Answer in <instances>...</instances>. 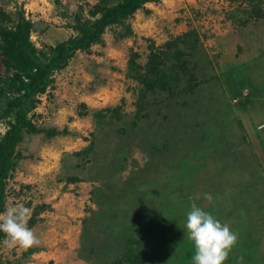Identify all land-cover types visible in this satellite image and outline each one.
Returning <instances> with one entry per match:
<instances>
[{
    "label": "rangeland",
    "instance_id": "1",
    "mask_svg": "<svg viewBox=\"0 0 264 264\" xmlns=\"http://www.w3.org/2000/svg\"><path fill=\"white\" fill-rule=\"evenodd\" d=\"M98 3L0 0V9L14 19L23 10L34 23L31 40L45 48L75 34V16L88 17V9ZM187 31L199 39V52L191 58L199 85L195 94L186 96L191 110L177 122L170 119L180 108L175 97L165 107L164 127L154 123L162 130L158 143L171 146L178 135L184 137L174 155L164 152L155 159L143 148L141 129L115 134L121 126L129 127L141 86L127 75L128 60L135 52L136 62L144 64L152 43L161 48ZM106 108H118L121 119L104 124L102 134L91 114ZM31 113L37 127L62 133H24L17 146L21 156L7 181L5 209L16 203L30 208L35 222L30 225L29 220L28 227L40 244L29 253V248H8L3 240V263L113 264L121 244L113 243L108 226L122 229L118 224L126 229L139 225L140 232L144 228L147 242L156 247L154 264H169L171 256L170 264H194V243L186 229L193 199L238 234L240 247H233L227 264H240L238 255L251 253L243 240L260 244L255 248L264 260V0L259 6L249 0L147 2L124 25L108 27L101 43L78 51L55 72L53 84ZM153 117L154 111L148 110L140 125ZM4 129L0 123V134ZM91 133L97 134L94 154L73 155L90 144ZM136 185L138 194L133 192ZM148 212L160 215L140 225L138 219Z\"/></svg>",
    "mask_w": 264,
    "mask_h": 264
},
{
    "label": "trees",
    "instance_id": "2",
    "mask_svg": "<svg viewBox=\"0 0 264 264\" xmlns=\"http://www.w3.org/2000/svg\"><path fill=\"white\" fill-rule=\"evenodd\" d=\"M53 1L58 5L60 3V0ZM156 1L158 0H116V2L111 3V0H99L98 5L88 9V17L75 16V22L71 26L75 30V34L54 45H47L45 48L38 47L31 40L34 23L23 16V10L17 11V18L14 19L11 18L10 14L0 9V63L3 67L0 71V123H3L5 127L0 134V213L5 211L7 181L21 156L20 152L17 151V146L23 141L24 133L46 132L49 137L62 133L55 128L47 130L43 127H37L31 116V112L40 102V95L44 94L53 84L54 73L65 68L78 51L87 52L94 44L101 43L103 34L108 27L124 25L129 17L144 7L145 3ZM249 1L253 6H259L263 2V0ZM126 27L128 29L129 25ZM128 31L131 32L130 29ZM180 43L183 44L181 49ZM150 46L144 64L136 62L137 53L135 52L129 57L127 75L140 81L141 86L137 89L136 109L129 119V127L125 126L124 129L121 126L117 132L114 130L117 134L126 128H131V131L134 130L133 128L141 129L142 133L145 132L144 137L141 136L140 138L144 150L147 149L146 151L155 156V159H159L164 152L171 151L174 155L184 137L182 134L178 135L179 141L177 144L172 143L171 146L168 142L158 143L156 136L162 135V130L160 127L156 128L157 125L154 123L158 121L162 124L168 119L169 111L165 107L169 108L170 101L175 97H178L180 108L179 111L170 113L173 114L170 118L174 119L173 124L175 121L177 122V117L181 118L185 115V110H191L186 96L195 94V89L199 85L195 74L197 73V66L191 58L199 52L200 45L197 34L194 31H187L182 35L172 37L161 48L154 46L153 43ZM148 110L154 111V117L149 124L141 126L140 120L147 116ZM91 115L94 128H97L102 134H104V124L110 126L116 120L121 119L118 108L100 109L93 111ZM151 124L155 128L152 129ZM162 125L164 127V124ZM182 129L183 125L179 130ZM147 130H154V132L148 134ZM91 135L90 144L86 148L74 152L73 155L89 156V154H94V142L97 134L91 133ZM174 158L170 159L174 161ZM170 163L173 162L168 161L167 164ZM75 180L81 179H70V181ZM133 192L135 194L140 193V185H136ZM41 209H37L36 212ZM157 215L160 214L148 212L140 220L138 219V223L141 225L147 223V220H155ZM34 222L35 219L32 217L30 225ZM85 224V229L88 231V222L85 221ZM116 226L122 229L116 230L114 227L108 226L110 229L109 237L113 239V243L115 245L121 244L119 255L112 256L113 264H154L155 261L157 263L156 256L158 255L154 252L156 247L151 246L149 241L147 242L148 235L144 234V228L140 232L139 225L137 227L131 225L127 229L118 224ZM136 230H139L137 234H135ZM140 233L141 235H139ZM4 239L5 234L0 232V243ZM243 243L246 248L251 247V249L249 248L251 253L246 252L243 257L245 259L243 264H264L263 256L255 248L258 249L260 244L255 241H251L249 244L246 240H243ZM235 246L240 247L239 245ZM91 247L89 251H93ZM36 250L38 248L33 247L29 248L28 252L31 253ZM238 256L241 257L242 253ZM170 258L174 260V256L169 257V264ZM226 261L224 264H227ZM0 264L11 263L9 261L3 263L0 258ZM177 264L190 263L183 260ZM236 264L238 263L236 262Z\"/></svg>",
    "mask_w": 264,
    "mask_h": 264
},
{
    "label": "clouds",
    "instance_id": "3",
    "mask_svg": "<svg viewBox=\"0 0 264 264\" xmlns=\"http://www.w3.org/2000/svg\"><path fill=\"white\" fill-rule=\"evenodd\" d=\"M205 199L211 201L212 196L205 194ZM30 217L31 209L21 203L9 205L0 213V232L5 234V246L28 249L40 244L38 236L28 227ZM186 229L188 238L194 243V264H224L238 241V234L198 207L195 199L187 213ZM243 259L239 257L240 264Z\"/></svg>",
    "mask_w": 264,
    "mask_h": 264
}]
</instances>
